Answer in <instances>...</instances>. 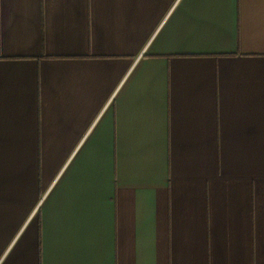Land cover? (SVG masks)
<instances>
[{
  "label": "crops",
  "instance_id": "0c3cea01",
  "mask_svg": "<svg viewBox=\"0 0 264 264\" xmlns=\"http://www.w3.org/2000/svg\"><path fill=\"white\" fill-rule=\"evenodd\" d=\"M0 264H264V0H0Z\"/></svg>",
  "mask_w": 264,
  "mask_h": 264
}]
</instances>
